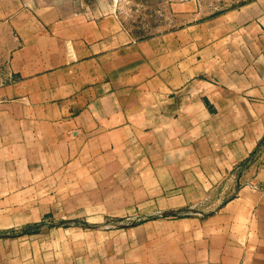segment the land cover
<instances>
[{
    "label": "crops",
    "instance_id": "obj_1",
    "mask_svg": "<svg viewBox=\"0 0 264 264\" xmlns=\"http://www.w3.org/2000/svg\"><path fill=\"white\" fill-rule=\"evenodd\" d=\"M1 47L0 264H264V0L147 38L0 0Z\"/></svg>",
    "mask_w": 264,
    "mask_h": 264
},
{
    "label": "rangeland",
    "instance_id": "obj_2",
    "mask_svg": "<svg viewBox=\"0 0 264 264\" xmlns=\"http://www.w3.org/2000/svg\"><path fill=\"white\" fill-rule=\"evenodd\" d=\"M100 6H112L123 26L137 38H147L166 31L192 24L212 17L215 13L234 8L248 0H86ZM197 9V11H196ZM4 55L0 48V66ZM72 221H66L71 223ZM45 224L46 219L35 224H27L31 230L38 229ZM51 224L59 221L49 220ZM90 224V223H89ZM86 224L101 225L99 223ZM50 225V224H49ZM58 225V224H57ZM91 227V226H90Z\"/></svg>",
    "mask_w": 264,
    "mask_h": 264
},
{
    "label": "trees",
    "instance_id": "obj_3",
    "mask_svg": "<svg viewBox=\"0 0 264 264\" xmlns=\"http://www.w3.org/2000/svg\"><path fill=\"white\" fill-rule=\"evenodd\" d=\"M37 226H39V225L29 226L28 228L23 229L21 233H29V232L33 231V230H31L33 227H37ZM35 230L36 229H34V231Z\"/></svg>",
    "mask_w": 264,
    "mask_h": 264
}]
</instances>
